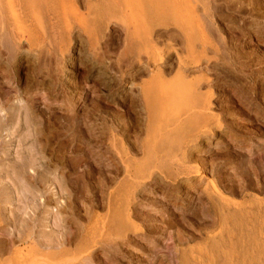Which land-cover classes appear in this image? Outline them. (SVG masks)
<instances>
[{"label":"rangeland","instance_id":"rangeland-1","mask_svg":"<svg viewBox=\"0 0 264 264\" xmlns=\"http://www.w3.org/2000/svg\"><path fill=\"white\" fill-rule=\"evenodd\" d=\"M82 263L264 264V0H0V264Z\"/></svg>","mask_w":264,"mask_h":264},{"label":"bare ground","instance_id":"bare-ground-1","mask_svg":"<svg viewBox=\"0 0 264 264\" xmlns=\"http://www.w3.org/2000/svg\"><path fill=\"white\" fill-rule=\"evenodd\" d=\"M76 3H78V2H76ZM203 3V2H202ZM202 5V4H201ZM209 6V5H208ZM211 7V6H210ZM210 10V9H209ZM135 11V10H134ZM205 11V10H204ZM211 12V11H210ZM213 14V13H212ZM199 18V17H198ZM203 18V17H202ZM205 20V19H204ZM207 21V20H206ZM207 22H209V21H207ZM207 24V23H206ZM204 25V24H203ZM207 28V27H206ZM192 34V33H191ZM207 35V34H206ZM156 37V36H155ZM176 38V37H175ZM209 38H210V36H209ZM214 42V41H213ZM3 43V42H2ZM1 43V44H2ZM6 44V43H5ZM127 44V43H126ZM170 45V44H169ZM11 46V45H10ZM26 46V45H25ZM175 46V45H174ZM173 46V47H174ZM189 47V46H188ZM205 47V46H204ZM171 49V48H170ZM191 49V48H190ZM205 49V48H204ZM7 50H8V48H7ZM13 50V49H12ZM2 51V50H1ZM14 51V50H13ZM219 51V50H218ZM197 52V51H196ZM209 52V51H208ZM220 52V51H219ZM5 53H6V51H5ZM17 53V52H16ZM176 53H178V52H176ZM13 54V53H12ZM195 54V53H194ZM202 54V53H201ZM233 54V53H232ZM237 54V53H236ZM11 55V54H10ZM15 55V54H14ZM178 55V54H177ZM243 56V55H242ZM14 57V56H13ZM182 57V56H181ZM4 58V57H3ZM234 58V57H233ZM218 59H220V57L218 58ZM241 59V58H240ZM7 60H8V58H7ZM182 60V59H181ZM238 60H239V58H238ZM10 61V60H9ZM198 61V60H197ZM202 61H203V59H202ZM184 62V61H183ZM185 63V62H184ZM208 63V62H207ZM230 63V62H229ZM242 63V62H241ZM6 64V63H5ZM193 64V63H192ZM142 65V64H141ZM196 65H197V63H196ZM181 66V65H180ZM183 66V65H182ZM239 66V65H238ZM235 67V66H234ZM233 67V68H234ZM161 68V67H160ZM204 68V67H203ZM206 68V67H205ZM217 68H219V67H217ZM159 69V68H158ZM199 69V68H198ZM210 70V69H209ZM232 70V69H231ZM238 70V69H237ZM183 71V70H182ZM185 71V70H184ZM201 71V70H200ZM216 71V70H215ZM242 71V70H241ZM245 71V70H244ZM160 72V71H159ZM191 72V71H190ZM212 72V71H211ZM240 72V71H239ZM178 73H181L182 74V72H178ZM244 73V72H243ZM188 74V73H187ZM202 74V73H201ZM157 75V74H156ZM191 75V74H190ZM203 75V74H202ZM205 75V74H204ZM229 75V74H228ZM160 76V75H159ZM188 76V75H187ZM199 76V75H198ZM213 76V75H212ZM155 77V76H154ZM162 77V76H161ZM200 77V76H199ZM203 77V76H202ZM208 77H210V76H208ZM157 78V77H156ZM181 78V77H180ZM201 78V77H200ZM205 78V77H204ZM213 78V77H212ZM187 79H189V78H187ZM208 79V78H207ZM159 80V79H158ZM185 79H183V81H184ZM213 80V79H212ZM240 80V79H239ZM247 80V79H246ZM153 81V80H152ZM152 81H150L151 83H152ZM176 81V80H175ZM179 81H181V80H179ZM154 82V81H153ZM168 82V81H167ZM210 82V81H209ZM240 82V81H239ZM158 83H159V81H158ZM181 83V82H180ZM186 83V82H185ZM185 83H183L182 84V86L185 84ZM161 84V83H160ZM238 84H240V83H238ZM237 84V85H238ZM248 84V83H247ZM156 85V84H155ZM158 87V86H157ZM197 87V86H196ZM191 88V87H190ZM215 88V87H214ZM240 88V87H239ZM249 89V88H248ZM159 90V89H158ZM157 90V91H158ZM190 90V89H189ZM161 91V90H160ZM188 91V90H187ZM210 91V90H209ZM234 91V90H233ZM159 92V91H158ZM191 92V91H190ZM205 92H206V90H205ZM204 92V93H205ZM160 93V92H159ZM192 93V92H191ZM233 93V92H232ZM207 95V94H206ZM203 96V95H202ZM201 97V96H200ZM214 97V96H213ZM207 98V97H206ZM190 100V99H189ZM211 101H213V100H211ZM187 102V101H186ZM190 102V101H189ZM201 102V101H200ZM203 102V101H202ZM185 103V102H184ZM235 103V102H234ZM240 104V103H239ZM192 105V104H191ZM196 105V104H195ZM206 105V104H205ZM212 105V104H211ZM189 106H190V104H189ZM193 106V105H192ZM244 106V105H243ZM190 108V107H189ZM206 109H209V108H206ZM210 110H212V109H210ZM198 114H200V113H198ZM206 117V116H205ZM207 118V117H206ZM216 118V117H215ZM202 120V119H201ZM199 121V120H198ZM205 121H207V120H205ZM198 127V126H197ZM44 214V213H43ZM88 217V216H87ZM42 220V219H41ZM43 221V220H42ZM41 221V222H42ZM26 223V222H25ZM46 227V226H45ZM80 228H81V226H80ZM83 230V229H82ZM80 231V230H79ZM77 235V234H76ZM78 237V236H77ZM75 240V239H74ZM12 241V240H11ZM67 243V242H66ZM14 244V243H13ZM63 244V243H62ZM49 246H47V248H48ZM64 247V246H63ZM7 248V247H6ZM55 248V247H54ZM59 248V247H58ZM42 249V248H41ZM6 251V250H5ZM62 251H63V249H62ZM46 252V251H45ZM52 252V251H51ZM55 252H56V250H55ZM60 253V252H59ZM46 254V253H45ZM55 254V253H54ZM67 254H68V252H67ZM44 255V254H43ZM47 255V254H46ZM45 255V256H46ZM56 255V254H55ZM47 256H49V255H47ZM42 257V256H41ZM54 257V256H53ZM52 257V258H53ZM47 258V257H46ZM87 258V257H86ZM89 260V259H88ZM93 261V260H92ZM83 264V263H82Z\"/></svg>","mask_w":264,"mask_h":264}]
</instances>
